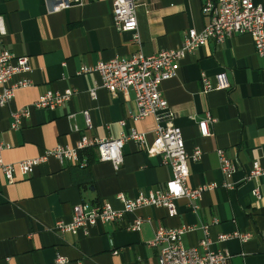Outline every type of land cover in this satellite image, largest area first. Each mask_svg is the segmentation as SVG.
<instances>
[{"label": "crops", "instance_id": "0c3cea01", "mask_svg": "<svg viewBox=\"0 0 264 264\" xmlns=\"http://www.w3.org/2000/svg\"><path fill=\"white\" fill-rule=\"evenodd\" d=\"M204 1L142 0L136 7V42L132 31L114 27L110 0H83L56 12L48 11L45 0H0L5 28L0 46L28 56L32 66L28 75L32 85L16 89L11 102L0 106V142L8 145L2 160L31 159L56 145L73 146L82 135L115 138L132 128L147 131L150 142L155 121L152 116L130 117L136 111L131 91L125 97L98 87L93 100L88 90L99 84V76L77 71L116 56L129 57L138 51L151 55L178 47L188 29L200 30L207 23L201 12ZM261 65L250 35L233 34L219 44L209 39L185 55L176 75L160 84L174 114L172 122L181 129L185 150H201L198 161L187 160L186 184L192 188L217 184L197 202L176 200L173 216L164 207L144 206L124 214L120 221L90 227L87 235L53 231L54 222H69L72 207L82 201L109 202L119 209L117 193L135 198L139 192L163 189L171 177L170 167L160 155H148L133 141L124 143L123 163L117 171L110 162L99 161L97 151L89 148L85 153L91 158L85 168L49 157L31 175L15 171L12 182L0 172V264H54L58 255L67 264H153L157 250L148 242L155 229L184 225L192 227L182 236L186 247L198 245L204 225L212 242L210 249L225 248L230 254L228 264H264V173L245 180L252 161L264 170ZM202 72L212 83L215 74L224 72L228 87L203 92ZM66 89L75 93L63 105L31 108L20 126L11 128L12 111L30 105L46 91ZM84 110L89 113L90 127L85 124ZM207 112L215 121L209 124L210 136L202 137L197 121ZM218 149L236 164L233 189L222 186L226 179L219 168ZM255 185L261 191L259 200L251 193ZM193 204L197 209H192ZM134 217L143 219L138 231L125 228ZM234 231L248 234L247 239L216 242L218 234Z\"/></svg>", "mask_w": 264, "mask_h": 264}, {"label": "built area", "instance_id": "2783aa9c", "mask_svg": "<svg viewBox=\"0 0 264 264\" xmlns=\"http://www.w3.org/2000/svg\"><path fill=\"white\" fill-rule=\"evenodd\" d=\"M83 0H45L49 12L60 11L72 4L81 3ZM112 22L118 31H132L133 39L138 42L136 7L142 0H110ZM202 14L207 18V23L202 29H188L181 44L172 49H161L154 54L144 55L141 51L135 52L129 57H112L108 60H100L94 65L81 66L77 74L97 73L99 84L88 90L91 99H96V89L103 87L111 93H121L127 96L131 91L134 95L136 111L130 114L134 120H140L152 116L155 121L153 138L147 140V131L130 129L128 133H120L118 137L88 138L82 135L75 145H56L46 149L42 155L31 159H23L14 163H5L1 153L8 145L0 142V172L9 182L13 181V174L18 171L22 175H31L34 167L47 160L49 157L57 159L60 163H68L80 168L88 165L79 152L86 148H94L97 151L99 161H108L114 170H118L123 163V145L127 141H133L138 148L148 155H160L162 163L170 167L171 177L164 183L162 190H150L147 193L139 192L135 198H127L123 193H117L115 199L121 203V208H113L109 202L90 203L82 201L72 207V217L69 222L56 220L53 231L58 233L69 232L76 234L81 231L88 234V229L102 223L120 221L124 214L133 213L144 206H161L166 208L168 215L176 214L175 201L186 198L188 201H199L202 193L217 186L215 183L203 184L197 187H189L186 184L188 177L187 160L198 161L201 157L199 147H194L188 153L185 150L180 127L172 122L174 114L170 111L163 97L160 84L176 75L179 61L185 55L203 46L209 39L216 43H222L233 34H249L258 58L261 59L260 67L261 83L264 87V0L254 3L253 0H205ZM5 35L3 18L0 16V36ZM32 71L30 59L26 55H15L11 51L0 46V106L8 105L14 97V91L32 85L28 75ZM215 82L205 73L200 74L202 91L225 89L228 82L224 72L214 75ZM75 93L74 89L60 91H46L39 95L30 105L12 111L11 128H18L23 118L27 117L31 108L54 109L63 105ZM87 127H90L88 111H82ZM73 117V114L69 115ZM215 119L207 112L197 121L200 136H210L209 124ZM121 121L120 124H123ZM73 130H77L74 126ZM219 168L226 179L223 187L233 189L235 183L231 182L232 175L236 171V164L229 159L223 150H217ZM264 173L257 161H252L251 168L245 176V180H255ZM255 199L261 198V191L255 185L251 191ZM192 209H197L193 204ZM143 223L140 217H134L125 228L138 231ZM203 237L196 247H186L182 243V236L192 229L190 226L177 228L158 227L148 246L157 250V259L153 264H228L229 252L225 249H210L212 243L208 237L207 226H201ZM248 234L237 231L221 233L216 237V242H224L232 238L245 241ZM54 264H67L62 256H57ZM148 264V263H146Z\"/></svg>", "mask_w": 264, "mask_h": 264}, {"label": "trees", "instance_id": "16d2710c", "mask_svg": "<svg viewBox=\"0 0 264 264\" xmlns=\"http://www.w3.org/2000/svg\"><path fill=\"white\" fill-rule=\"evenodd\" d=\"M86 149H89V148H86ZM79 155H80V157H83V156H86V158H87V161H88V165H89V162H90V158H91V156L89 155V153H85V149H84V151H80L79 152ZM87 165V166H88ZM86 166V167H87ZM80 168V167H79ZM85 168V167H84Z\"/></svg>", "mask_w": 264, "mask_h": 264}]
</instances>
